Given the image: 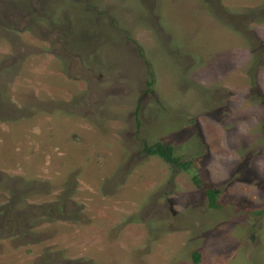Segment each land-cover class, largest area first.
<instances>
[{
	"label": "rangeland",
	"instance_id": "1",
	"mask_svg": "<svg viewBox=\"0 0 264 264\" xmlns=\"http://www.w3.org/2000/svg\"><path fill=\"white\" fill-rule=\"evenodd\" d=\"M195 251L264 264V0H0V264Z\"/></svg>",
	"mask_w": 264,
	"mask_h": 264
},
{
	"label": "trees",
	"instance_id": "2",
	"mask_svg": "<svg viewBox=\"0 0 264 264\" xmlns=\"http://www.w3.org/2000/svg\"><path fill=\"white\" fill-rule=\"evenodd\" d=\"M150 84V83H149ZM145 150L151 154V155H158L161 156L164 160H166L169 163H173L176 167H185L188 168L191 161H183L181 162V157L177 156L174 154V146L170 143H164V142H156L152 145L150 144H145ZM196 182H199V179L194 177ZM217 189L216 188H207L206 189V194L209 197L210 205L212 207H218V201H217ZM193 258L195 263H200L201 261V253L199 251H195L193 253Z\"/></svg>",
	"mask_w": 264,
	"mask_h": 264
}]
</instances>
